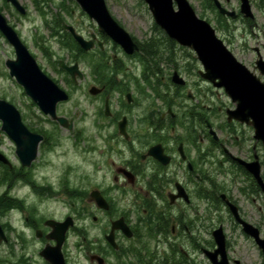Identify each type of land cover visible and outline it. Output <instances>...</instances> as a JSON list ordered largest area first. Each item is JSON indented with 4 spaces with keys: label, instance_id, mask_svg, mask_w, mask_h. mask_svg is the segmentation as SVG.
<instances>
[{
    "label": "flooded vegetation",
    "instance_id": "1",
    "mask_svg": "<svg viewBox=\"0 0 264 264\" xmlns=\"http://www.w3.org/2000/svg\"><path fill=\"white\" fill-rule=\"evenodd\" d=\"M239 19L251 30L259 27L255 20ZM95 42L104 67L94 74L88 99L100 105L101 122L94 123L103 135L101 168L111 181L105 178L89 190L86 202L92 212L32 218L27 227L41 245L39 264H51L41 253L57 245L48 238L55 231L49 222L67 219L61 247L65 264H72L67 246L74 235L83 239L79 246L86 264H221L222 236L227 263L246 264L224 221L257 249L264 264L256 238L243 226L251 225L264 239V189L252 172L257 169L264 183V141L256 138L252 125L232 117L237 103L201 77L202 66L193 54L179 60L161 55L151 67L145 58L137 63L140 73L126 78L123 57L130 62L145 57L141 44L136 42L138 52L127 55L112 41L123 57L108 60L103 42L98 37ZM252 49L256 58L249 69L264 83L257 67L264 55L260 46ZM60 73L74 85L65 68ZM94 87L100 90L96 95L90 92ZM95 192L107 208L98 205ZM117 201L124 206L119 208ZM244 204L252 208L244 209ZM25 243L17 264H37Z\"/></svg>",
    "mask_w": 264,
    "mask_h": 264
},
{
    "label": "rangeland",
    "instance_id": "2",
    "mask_svg": "<svg viewBox=\"0 0 264 264\" xmlns=\"http://www.w3.org/2000/svg\"><path fill=\"white\" fill-rule=\"evenodd\" d=\"M26 9V14L21 15L5 0H0V11L6 16L8 22L16 29L22 41L38 64L53 80L70 93V100L58 105L57 113L73 122L72 130L61 127L51 122L48 116L43 115L39 108L24 93L21 86L14 78L10 77L5 66L7 59H14L13 48L7 43L0 33V99H5L13 104L21 113L26 126L33 132L44 136L39 146V153L31 168L23 170L22 178H14L4 183L0 175V195L7 193L11 199L19 200L18 207L0 212L2 225L9 242L0 243V264H15L20 260L23 249L22 240L26 241V252L33 255V262L40 263L36 254L41 249L35 236L28 231L29 222L36 220L62 218L67 214H77L78 217L92 212L86 202L87 194L91 188L98 186L106 178L110 182L111 175L101 168V150H105L100 127V105L90 101L88 88L95 85L94 74L99 66L103 68V61L99 47L87 55L67 51L65 44L54 29H61L59 22L63 19L68 25L73 26L76 32L90 39L94 34L103 42L106 59L112 56L123 57L121 49L111 46L112 41L103 39L95 21L91 20L73 0H18ZM107 8L113 18L128 31L137 41H152L150 37L163 39L165 34L161 30H154V20L143 0H105ZM228 10L239 13V0H219ZM196 14L207 20L217 30L219 38L224 40L229 50L243 64L252 70L255 61L254 47L260 46L264 55V14L256 7L254 0L251 6L255 21L259 27L251 30L242 20H227L226 29L218 30L215 21L216 14L205 7L203 0H189ZM257 33L261 36L258 37ZM65 35V33H63ZM161 50L164 47H159ZM117 50V51H116ZM176 59H185L191 55V50L175 45L169 53ZM84 79L77 86L67 82L68 77L58 71L60 61L66 64L74 63L77 59ZM124 59V68L128 74H139L140 67L135 59L130 62ZM179 60V59H178ZM121 64V63H120ZM122 69V68H121ZM104 70H102V73ZM98 83V81H97ZM116 100V98L114 99ZM95 122V123H94ZM0 121V152L12 163V172L21 170V163L16 155L14 142L1 130ZM39 130V131H37ZM5 173L3 168L0 174ZM237 195V194H236ZM123 196L121 199H124ZM119 208L123 202L117 201ZM66 204V205H65ZM73 205V206H72ZM245 205V204H244ZM244 209L252 207L245 205ZM1 210V209H0ZM253 211V210H252ZM250 211V212H252ZM254 213V212H253ZM254 217V215H253ZM257 219H252L255 223ZM263 224V222H259ZM79 224H82V222ZM224 228L229 237L236 242L237 256L246 264H262V256L246 241L230 222L224 221ZM8 227V228H7ZM8 229V230H7ZM82 237L72 236L69 239L67 250L72 264H86Z\"/></svg>",
    "mask_w": 264,
    "mask_h": 264
},
{
    "label": "water",
    "instance_id": "3",
    "mask_svg": "<svg viewBox=\"0 0 264 264\" xmlns=\"http://www.w3.org/2000/svg\"><path fill=\"white\" fill-rule=\"evenodd\" d=\"M6 1L12 3L21 14L26 13V10L17 0ZM74 1L90 19L97 23L99 31L119 44L127 54L132 55L138 51V46L130 34L111 16L105 0ZM144 1L153 15L155 24L168 37L196 53L197 59L203 66L200 75L214 86L224 88L232 101L237 103L236 109L231 112L232 117L252 125L255 129L256 138L264 141V83L235 58L223 40L217 36L211 24L197 16L188 0ZM214 4L221 15L232 19L238 17L235 11L223 7L219 0H214ZM240 13L247 19H255L250 0H240ZM63 26L84 50H90L93 47V43L86 41L77 34L72 26L65 23ZM0 31L15 48L16 59L6 61L10 76L15 78L16 82L23 87L26 95L36 103L45 115L58 122L60 126L71 130L73 128L72 123L68 122L65 117L57 115V105L68 101L69 95L42 71L35 58L21 42L15 30L8 25L1 12ZM257 67L264 74V61H258ZM66 69L71 74L74 82H77V76L80 79L83 78L78 64L66 67ZM99 91L95 87L90 90L92 94H97ZM0 121L2 122L1 130L15 143V152L21 165L27 168L31 167L38 156L39 145L43 140V136L31 132L24 124L19 110L3 99H0ZM0 162L12 167L11 162L1 152ZM252 172L264 189V183L259 178L258 170H252ZM93 198L100 207L105 206L107 208L99 193L95 192ZM232 209L236 213L235 208L232 207ZM70 221L71 219H67L66 223L49 222L55 226V231L48 238L56 240L57 245L51 248L47 247L41 254L51 264H65L61 247ZM243 226L248 235L256 238L264 255V239H259L257 229L245 222ZM2 241H6V236L0 224V243ZM219 253L223 257L221 264H228L223 236L220 237Z\"/></svg>",
    "mask_w": 264,
    "mask_h": 264
},
{
    "label": "trees",
    "instance_id": "4",
    "mask_svg": "<svg viewBox=\"0 0 264 264\" xmlns=\"http://www.w3.org/2000/svg\"><path fill=\"white\" fill-rule=\"evenodd\" d=\"M204 4H205V7H207L208 9H211L214 11V13L216 14V18H215V21L218 25L217 29L219 30H227L226 29V25L227 24V20L228 18L224 17V16H221L214 4H213V0H203ZM255 2V5L256 7L264 14V0H254ZM204 17V16H201V18ZM154 30H157L159 31V28L158 27H154ZM164 38L163 39H157L160 41V43H158V41H156V38H151L153 39L154 43L150 42V41H144L143 43H140L141 44V52L144 53V55H146L145 57L141 58V61H143L145 58H147L148 60V66L151 67V65L154 63L156 64L157 63V59L159 58V56L161 55H166V54H169L172 52V49H174L175 47V43L173 41H169V39H167L166 36H163ZM63 43L66 45V46H70L72 47L74 44L73 43V39L72 37L67 33L65 37H63ZM164 47L162 50L161 48L159 47ZM75 48V52H79V54L81 55H84L85 53L76 45L74 44L73 46ZM78 60V58L76 59ZM153 64V65H154ZM39 131V130H37ZM40 132V131H39ZM3 168V171H5V173L2 172L1 177H2V180H4L6 182H9L11 180H13L14 178H22L23 177V173H24V169H21L19 170L18 172H12L11 169H9L7 166H4L0 163V169ZM19 200H16V199H11L10 197H8L7 193H4V194H1L0 195V212L2 211H6L12 207H18L19 205Z\"/></svg>",
    "mask_w": 264,
    "mask_h": 264
}]
</instances>
